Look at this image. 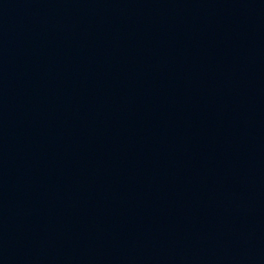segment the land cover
<instances>
[{"label":"water","instance_id":"obj_1","mask_svg":"<svg viewBox=\"0 0 264 264\" xmlns=\"http://www.w3.org/2000/svg\"><path fill=\"white\" fill-rule=\"evenodd\" d=\"M0 264H264V0H0Z\"/></svg>","mask_w":264,"mask_h":264}]
</instances>
